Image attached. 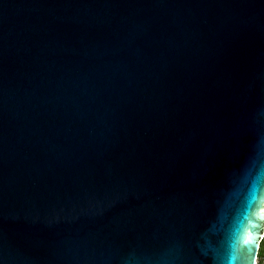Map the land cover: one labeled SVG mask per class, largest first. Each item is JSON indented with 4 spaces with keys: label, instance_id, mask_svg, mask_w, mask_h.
Listing matches in <instances>:
<instances>
[{
    "label": "water",
    "instance_id": "1",
    "mask_svg": "<svg viewBox=\"0 0 264 264\" xmlns=\"http://www.w3.org/2000/svg\"><path fill=\"white\" fill-rule=\"evenodd\" d=\"M263 230L264 0H0V264H253Z\"/></svg>",
    "mask_w": 264,
    "mask_h": 264
},
{
    "label": "rangeland",
    "instance_id": "2",
    "mask_svg": "<svg viewBox=\"0 0 264 264\" xmlns=\"http://www.w3.org/2000/svg\"><path fill=\"white\" fill-rule=\"evenodd\" d=\"M259 250L262 252V257L264 258V230H263V233H262V237L259 239ZM258 250V251H259Z\"/></svg>",
    "mask_w": 264,
    "mask_h": 264
},
{
    "label": "built area",
    "instance_id": "3",
    "mask_svg": "<svg viewBox=\"0 0 264 264\" xmlns=\"http://www.w3.org/2000/svg\"><path fill=\"white\" fill-rule=\"evenodd\" d=\"M264 261V258L262 256L256 255L255 261L253 264H262Z\"/></svg>",
    "mask_w": 264,
    "mask_h": 264
},
{
    "label": "snow or ice",
    "instance_id": "4",
    "mask_svg": "<svg viewBox=\"0 0 264 264\" xmlns=\"http://www.w3.org/2000/svg\"><path fill=\"white\" fill-rule=\"evenodd\" d=\"M244 243L248 246H251L252 241L251 239H249V240H245Z\"/></svg>",
    "mask_w": 264,
    "mask_h": 264
},
{
    "label": "trees",
    "instance_id": "5",
    "mask_svg": "<svg viewBox=\"0 0 264 264\" xmlns=\"http://www.w3.org/2000/svg\"><path fill=\"white\" fill-rule=\"evenodd\" d=\"M258 255H259V256H263V255H262V252H261L260 250L258 251ZM262 264H264V261H263Z\"/></svg>",
    "mask_w": 264,
    "mask_h": 264
}]
</instances>
